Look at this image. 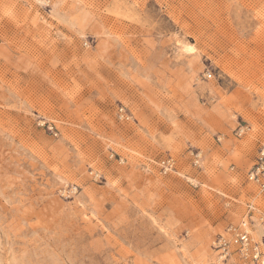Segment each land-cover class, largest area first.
Masks as SVG:
<instances>
[{
    "label": "rangeland",
    "instance_id": "374dc122",
    "mask_svg": "<svg viewBox=\"0 0 264 264\" xmlns=\"http://www.w3.org/2000/svg\"><path fill=\"white\" fill-rule=\"evenodd\" d=\"M263 145L264 0H0V264H246Z\"/></svg>",
    "mask_w": 264,
    "mask_h": 264
},
{
    "label": "built area",
    "instance_id": "2783aa9c",
    "mask_svg": "<svg viewBox=\"0 0 264 264\" xmlns=\"http://www.w3.org/2000/svg\"><path fill=\"white\" fill-rule=\"evenodd\" d=\"M161 164L165 170L174 168V163L171 159H165ZM248 180L257 187L264 199V145L260 148L256 161L248 172ZM255 213H259L257 218ZM256 224L260 226L262 232L260 242L254 240L251 234ZM215 246L219 256L223 259L235 253L246 264H263L264 210H261L256 204L250 203L246 219L240 225H232L224 234H220Z\"/></svg>",
    "mask_w": 264,
    "mask_h": 264
}]
</instances>
